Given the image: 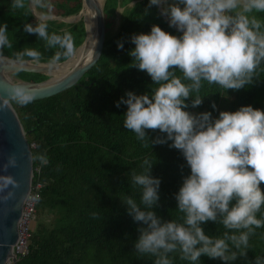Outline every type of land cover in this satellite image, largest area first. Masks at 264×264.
<instances>
[{
  "label": "clouds",
  "instance_id": "9594fccd",
  "mask_svg": "<svg viewBox=\"0 0 264 264\" xmlns=\"http://www.w3.org/2000/svg\"><path fill=\"white\" fill-rule=\"evenodd\" d=\"M152 6L160 7L169 26L181 35L153 24L150 32L131 36L135 47L128 51L130 66L146 72L156 87L151 95L129 91L116 107L127 105L123 126L145 141V147L150 144L146 130L165 134L151 143L171 141L170 147L182 153L190 174L175 193L182 222H162L152 210L159 201L161 182L150 175L152 161L146 158L144 171L132 174V184L141 189L139 203L131 196L121 200L133 221L143 225L138 228L135 251L139 256L154 257V264H173L170 253H179L190 264H199L201 255L225 262L246 257L250 236L264 227V218H257L264 207L260 187L264 182V111L247 105L233 112L220 111L213 119L207 111H187L186 101L194 97L191 107L201 105L205 84L217 85L225 93L245 88L260 77L264 71V19L257 14L264 13V0H149L148 7ZM11 7L51 12L53 5L51 0H12ZM48 27L41 12L35 24H24V31L44 41L46 49H56L47 61L51 70L62 57L72 58L76 48L70 32L50 33ZM117 47L122 50L124 45L118 41ZM11 48L7 24H0V66L18 74L29 61H42V53L32 47L5 56L4 49ZM2 92L0 111L13 104L27 106L37 98V90L23 83L4 85ZM31 159L47 163L43 155ZM17 166L15 153L0 165V200L15 197L20 184L7 170ZM208 221L222 225L223 234H205L201 224ZM254 264H264V257L256 256Z\"/></svg>",
  "mask_w": 264,
  "mask_h": 264
},
{
  "label": "trees",
  "instance_id": "16d2710c",
  "mask_svg": "<svg viewBox=\"0 0 264 264\" xmlns=\"http://www.w3.org/2000/svg\"><path fill=\"white\" fill-rule=\"evenodd\" d=\"M11 3L12 0H0V24H7L13 43V48L4 49V55L11 57L15 51L32 47L42 53L41 62H47L56 49H46L44 41L24 31L25 23L37 21L29 8L14 10ZM117 3V0L103 2L105 30ZM148 5L149 0H137L125 10L116 31L105 33L96 59L75 85L27 106L12 105L25 139L33 144L31 157L43 155L47 159L46 164L31 159V183H41L35 203L37 220L33 221L28 237L27 254L17 264H154V257L136 253L134 242L139 236L138 228L143 225L133 221L121 200L131 196L139 203L141 189L132 184L131 177L144 171L142 164L146 158L153 162L150 175L161 181L159 201L152 210L162 222L171 219L182 222L183 213L177 209L175 193L183 178L190 174L182 153L170 147L171 141L151 143L157 136L165 135L159 131L146 130L150 144L145 147V141L138 140L134 132L123 126L127 105L121 103L116 107L127 92L151 95L156 87L146 72L130 66L132 57L128 51L135 47L131 36L150 32L153 24L170 34L181 35L163 20L156 6ZM80 8L81 0L57 4L60 14L65 16L77 13ZM257 16L264 19V13ZM46 22L50 33L70 32L75 48L84 37L82 20L74 24ZM118 41L124 45L122 50L117 47ZM176 74L180 75L178 70ZM14 75L29 82L47 78L34 72ZM259 75L253 84L225 93L217 85L205 84L201 89L202 104L191 107L194 97H190L186 110L207 111L213 119L218 118L220 111L233 112L247 105L264 111V71ZM260 187L264 192V182ZM257 218H264V207ZM201 227L209 236L225 231L212 221L202 223ZM249 244L251 249L246 250V257L225 262L201 255L199 264H254L256 256L264 257V227L255 229ZM169 256L173 264H190L181 260L179 253Z\"/></svg>",
  "mask_w": 264,
  "mask_h": 264
},
{
  "label": "water",
  "instance_id": "95a60500",
  "mask_svg": "<svg viewBox=\"0 0 264 264\" xmlns=\"http://www.w3.org/2000/svg\"><path fill=\"white\" fill-rule=\"evenodd\" d=\"M85 4L92 13L93 23V33L89 57H86L80 61V64L56 80H49V77L45 73L32 67L25 66V68L20 72L40 73L46 75L47 78L39 82L24 81L16 77L13 70L6 68L5 73H7V75L13 74L14 81L8 79V76L0 75V95L3 94L2 87L4 85L23 83L37 90V98L35 99L37 100L55 95L77 83L79 78L89 69L96 59L98 53L101 50L105 36L104 17L102 11L103 2L101 3L100 0H81V8ZM156 8L160 16L168 24V18L161 13V8L158 6H156ZM29 10L33 14L30 8ZM171 28L177 31L175 27ZM88 45L89 34L84 28V37L76 49L82 47V51L85 54ZM68 59L69 58H66L59 63H63ZM0 74H2V71ZM24 134L25 133L21 127V124L19 123L12 105L7 110L0 111V165L6 161V158L9 154L15 153L18 159V166L16 168H9L7 172L12 174L20 184V187L15 190V197L13 199L8 201L0 200V264L5 262L10 253L11 245L15 241L16 225L20 215L21 204L31 182V151L30 145L25 139ZM0 195L3 194L0 193ZM13 264L17 263L14 261Z\"/></svg>",
  "mask_w": 264,
  "mask_h": 264
},
{
  "label": "built area",
  "instance_id": "2783aa9c",
  "mask_svg": "<svg viewBox=\"0 0 264 264\" xmlns=\"http://www.w3.org/2000/svg\"><path fill=\"white\" fill-rule=\"evenodd\" d=\"M35 171L38 172L36 168ZM32 176H33V169H32ZM31 176V178H32ZM41 187V183L36 181L34 184L30 182L29 189L23 198L20 215L17 220L16 225V238L14 243L11 245L10 253L6 258L3 264H13L15 261L16 263L20 258L27 254V242L30 231L32 229V222L35 218V203L36 200H31L29 197L37 196L39 188Z\"/></svg>",
  "mask_w": 264,
  "mask_h": 264
},
{
  "label": "rangeland",
  "instance_id": "374dc122",
  "mask_svg": "<svg viewBox=\"0 0 264 264\" xmlns=\"http://www.w3.org/2000/svg\"><path fill=\"white\" fill-rule=\"evenodd\" d=\"M118 3L117 5H115L111 11V14L108 18V27L106 28L105 30V33L110 35L112 33H114L118 27V24L120 22V19H121V16L124 14L125 10L127 8H129L135 1L137 0H127L125 2H121V0H117ZM62 2H65V0H51V3L53 5V8L51 10V12H47V10H42V9H39V8H30L31 11L33 12V16H34V19L37 21V17L38 15L41 13V12H44L45 15H46V21L49 20V21H54L56 23H59V22H63V23H66V24H74L76 22H79L82 20V17L84 16V12L83 10L81 11H78L77 13H74V14H70V15H62L60 14V10L57 9V4L59 3H62ZM100 2H104V0H100ZM169 3H172V2H175V0H168ZM70 4V2H69ZM80 13V14H79ZM69 19V20H68ZM47 63V62H46ZM36 68V67H34ZM38 69V68H37ZM8 79L13 80V74H9L8 75ZM221 109L222 110H225V106L222 105L221 106ZM192 113L194 114H198V113H201V112H198V111H192ZM30 147H33V144L30 143L29 144ZM37 218V216H36ZM34 219V220H37V219ZM33 222H32V226H33Z\"/></svg>",
  "mask_w": 264,
  "mask_h": 264
},
{
  "label": "bare ground",
  "instance_id": "6f19581e",
  "mask_svg": "<svg viewBox=\"0 0 264 264\" xmlns=\"http://www.w3.org/2000/svg\"><path fill=\"white\" fill-rule=\"evenodd\" d=\"M81 10H83V12H84L83 13L84 18H82V21L84 22V27L86 29V32L89 34V45H88V48H87L85 54L82 51V47L77 48L76 54L72 58H69L68 60H66L63 63H59V65L57 67H55L51 70L47 67V63L33 64V63H31V61H29V63L26 66H29L32 68L36 67L34 69L38 68L37 70L45 73L47 76H49V80H56L57 78L68 73L72 68H74L78 64H80V61H82L86 57L87 58L89 57L90 47H91V39H92V33H93L92 13L86 4L82 7ZM0 69L2 71V74H0L1 76L2 75L8 76L7 73H5L6 72L5 67L0 66Z\"/></svg>",
  "mask_w": 264,
  "mask_h": 264
}]
</instances>
